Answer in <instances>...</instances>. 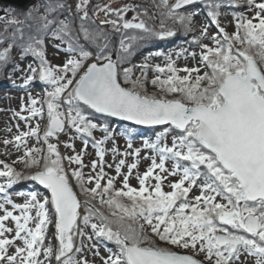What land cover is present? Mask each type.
<instances>
[{"label": "snow or ice", "instance_id": "snow-or-ice-1", "mask_svg": "<svg viewBox=\"0 0 264 264\" xmlns=\"http://www.w3.org/2000/svg\"><path fill=\"white\" fill-rule=\"evenodd\" d=\"M198 3L210 17L193 36L198 52L149 53L139 65L123 66L149 41L192 33L199 12L186 6ZM155 7L158 16L136 3L40 0L23 18L0 16V70L11 64L24 88L49 86L40 99L29 93L30 103L21 105L28 115L14 113L27 130L17 124L13 138L3 140L23 147V155L0 160V264H90L85 249L100 256L101 246L108 252L102 264H264V0H160ZM221 8L250 15L237 11L230 33L221 26ZM157 19L158 27L150 23ZM110 34L120 37L115 59ZM50 43L55 55L64 54L59 64L48 59ZM13 49L33 63L20 68ZM154 55L165 62L149 63ZM181 58L196 64L179 67ZM149 84L156 91L149 93ZM36 117L43 130L31 123ZM109 118L163 129L142 148L132 143L135 129H125L121 150ZM60 134L69 137L64 147L72 154L49 142ZM33 137L42 146H29ZM89 145L95 159L86 165ZM142 159L150 162L143 172ZM16 163L34 171L25 175ZM22 180L49 195L19 193L26 198L15 202L9 190Z\"/></svg>", "mask_w": 264, "mask_h": 264}, {"label": "rangeland", "instance_id": "rangeland-1", "mask_svg": "<svg viewBox=\"0 0 264 264\" xmlns=\"http://www.w3.org/2000/svg\"><path fill=\"white\" fill-rule=\"evenodd\" d=\"M104 4H109L114 8H120L122 7L125 3L123 2V0H105ZM239 12H243L245 15H250V12H248L246 9L244 8H240L238 10ZM221 13L222 15L220 16V22H221V26L224 27L228 32H233L235 30L234 28V16L235 13H233L232 11H230L227 8H221ZM4 14V9L1 7L0 4V15ZM131 15V16H130ZM132 14H129V16L127 18H131ZM104 18V14L101 12L99 14L98 19H103ZM209 19L207 18V16L205 15L204 12H199L198 15L194 16V23H193V32L196 34L195 36H199V31L201 26L203 25H207L209 23ZM217 32V29L215 28V26H211L209 27V33L210 34H215ZM204 43H209L208 40H204ZM183 47L177 45V47H174L172 49H169V53H174L176 51H179L180 49H182ZM55 51V45L54 44H49L48 48H47V55H48V59L50 61H52L55 64H59L62 62L63 60V52H61V54L59 56L54 54ZM189 51H196L198 52L199 49L195 48V49H189ZM158 53V52H156ZM162 53V52H159ZM18 54H19V50L18 49H14L13 50V56L17 57V63L19 64L20 68H26V66L28 64H32L34 58L30 57L28 59H24V60H19L18 59ZM142 56H137L134 58V60H131L129 64H125L123 65L124 67H130L133 64L135 65H139L141 62L144 61V58L146 56H148V53L144 52L142 53ZM165 62V57L164 56H153V58L149 61V63L151 64H156V63H160L163 64ZM185 64H187L188 66H193L194 64H196V61H193L191 58L188 59H178L177 60V65L179 67H183ZM183 74V73H181ZM12 75H14L17 79V82L15 80V84H13L12 81H3L0 83V160H4L7 163H13L14 161H16L20 156L23 155V147H21L20 151H17V148L10 144V145H5L3 144V140L4 139H9L11 140L13 138V136L18 132V129L15 127V125L19 124V130H27V125L25 124L24 121L20 120L18 117H16L14 115V113L16 111H22L21 110V105H28L30 103L29 101V93L32 96L37 97L38 99L44 97L45 95V91L49 88V86L45 85L43 82H33L32 84H30L27 88L21 87L20 85L23 84V80H22V73L20 71H13V69L10 72V75H8V79L10 77H12ZM140 72L138 70H135V76H139ZM154 75V72H149L148 76L149 79ZM147 90L149 91V93H152L154 91H156L150 84L147 86ZM23 98V99H22ZM22 115H28V113L26 111H22ZM45 117H46V106H45ZM15 122H17L16 124H14ZM39 122L41 125V129L43 130L44 128V120L41 119L40 117H36L34 119L31 120V123L33 125H35V123ZM3 123H7V124H12L14 129H12L11 132L7 131V127H5L3 125ZM111 127L117 132L119 139L117 140V144L120 146L121 150L124 149L126 141L128 139V137L124 134L125 131L123 129L122 126L117 125L116 122L111 121ZM152 131H149L147 129V131H144L143 133L140 132V134H138L135 137H132V143L134 145V147H143V143L144 141H152L155 139V135L158 134L160 131H162V128H151ZM72 133H69V136H71ZM95 135L97 136V138H101V134L99 133V131H97L95 133ZM41 136H42V132H41ZM52 143H58L59 144V150L61 151L62 155H70L72 154L71 150L66 149L64 147V144L66 142H69V137L65 136L64 134H60L59 136V141H57L56 137H52L50 138V141ZM29 146H42L40 144H38V142L36 141V139L33 138H29L28 140ZM75 146H76V150L79 151L82 147V143L79 140V138H77L75 141ZM46 147V145H44ZM7 153V154H6ZM95 150L91 147V145H89L88 147V153L85 156V164H89L90 161L92 159H95ZM149 155V152L147 150L142 151L141 156L142 157H146ZM106 159L108 160L109 163L113 162V157L111 156V153L109 152L108 155L106 156ZM132 159V158H129ZM149 161L146 159H142L140 161V171L143 172L144 170H146V168L149 165ZM2 167V166H0ZM14 167H16V169L18 171H20L23 167V164L20 163H16L14 164ZM85 173H87L89 171L88 168L84 169ZM106 171H109L110 174L115 175V173L110 170V169H106ZM4 182V178L0 177V183ZM131 183L133 184V186H136V180L133 179L131 180ZM73 184L75 185V181L73 179ZM36 185V184H35ZM37 186V185H36ZM38 187V186H37ZM75 190L78 192V190L76 189L75 186ZM166 190H168L166 188ZM31 191H35L37 192L40 196H47L49 195L48 193H46L45 191H41L38 188L35 187H30L29 183H26V181L24 182H20L17 183L16 185H14L12 187V189L9 190V195L12 197V199L17 202V203H23L26 196H22L19 195V193H25L27 194L28 192ZM79 194V192H78ZM199 194L198 191H194L192 194H190L189 199L192 198V196ZM80 195V194H79ZM81 196V195H80ZM9 208L11 206H8ZM83 211V209H82ZM2 214V213H0ZM9 225H11V221L7 222ZM86 231H90L89 229H86ZM52 239V232L51 230L49 231V240ZM94 242V241H93ZM53 243H55V241H53ZM88 242L85 241V244H87ZM109 248H113L114 250V246L112 244H108ZM177 251H185L189 254H191L192 250H180L177 249ZM108 254V252L106 251V249L101 246L100 247V256H93L92 253L90 251L87 250V248L85 249L84 255L87 256L88 260L90 261V264H102L100 257L101 256H106ZM197 258L202 259L203 255L200 254L197 256ZM55 264V262H54Z\"/></svg>", "mask_w": 264, "mask_h": 264}, {"label": "trees", "instance_id": "trees-1", "mask_svg": "<svg viewBox=\"0 0 264 264\" xmlns=\"http://www.w3.org/2000/svg\"><path fill=\"white\" fill-rule=\"evenodd\" d=\"M128 1L129 4L131 3H136L141 5L142 7H147L149 10V14H155L156 16L159 15V12L161 11V9H158L157 7H155L156 4L160 3V0H126ZM40 2V0H35L32 5H30L26 10H22V9H18L9 5H1V7L4 9V14H1L0 16H7L9 19L12 17V15H15L17 18H23L22 14L24 12H26L27 10L31 9L33 7V5H37ZM70 2H72V0H70ZM105 2V0H92L93 4H100L101 6H103V3ZM170 2H175V0H170ZM187 10L191 11L193 8L196 9L198 12H204L205 15L207 16V8L204 6L203 3H198L196 5L193 6H186ZM5 9H11L12 12L11 13H7L5 11ZM230 11H232L233 13H236L239 9H234V8H227ZM181 11H185V9H181ZM132 14V16L134 15V13H128ZM131 16V15H130ZM207 18L210 20V17L207 16ZM99 20V19H98ZM97 20V22H98ZM150 23H154L156 27L159 26V20L157 19L156 21L152 22L150 21ZM167 24L171 25L172 21L169 20L167 21ZM106 28V30H109L111 32L110 26H103ZM177 28H179V25L176 26ZM3 29V24L2 22H0V30ZM196 34L194 32L189 33V34H184L183 31H179L177 36L174 38H170L164 41H149L146 44L142 45L140 48L136 49L133 54L129 57V60H134L135 57L137 56H142V53H156V52H162V53H168L169 49H172L174 47H177V45L183 47V48H187L189 49H195L196 47H192V42H193V36H195ZM119 34H110V44L112 45V51H113V55H117L119 53ZM0 50H2V48H0ZM14 50V49H13ZM13 54V53H12ZM30 58V57H28ZM27 58V59H28ZM12 65L9 64L8 67L4 68L3 70H0V83L3 81H13L17 79L14 75H12V77H10L8 79V75H10V72L12 70ZM37 83V82H36ZM110 121H112V119H110ZM116 124L123 127L124 131L125 129H135V132L133 133L132 137L137 136L138 134L143 133L144 131H147V129L145 128H139V127H133L130 126L126 123H121L120 121H116ZM149 131H152V129H149ZM21 172H23L25 175L31 174L34 169H26L23 165L22 169L20 170ZM26 181V183H29L30 187H35L38 188L35 183L31 180H22L19 181L20 182H24ZM76 189L79 192V186L75 185ZM41 190V189H39ZM82 197V193H79ZM159 243H163V242H159ZM111 244V243H109ZM177 250V249H176Z\"/></svg>", "mask_w": 264, "mask_h": 264}, {"label": "water", "instance_id": "water-1", "mask_svg": "<svg viewBox=\"0 0 264 264\" xmlns=\"http://www.w3.org/2000/svg\"><path fill=\"white\" fill-rule=\"evenodd\" d=\"M35 0H0L1 5H9L18 9L26 10ZM116 58V55H113V59ZM113 120H118L117 118H112ZM121 123H126L135 127L139 128H149L147 126L142 125H135L130 121H120ZM163 126H156V128H162ZM35 184L40 187L42 190H44L46 193H48V190H46L42 185H39L38 182L34 181ZM49 194V193H48Z\"/></svg>", "mask_w": 264, "mask_h": 264}, {"label": "bare ground", "instance_id": "bare-ground-1", "mask_svg": "<svg viewBox=\"0 0 264 264\" xmlns=\"http://www.w3.org/2000/svg\"><path fill=\"white\" fill-rule=\"evenodd\" d=\"M17 122H15L14 124H16ZM3 125L5 126V127H7V128H11V129H14V127H13V125L11 124H5V123H3Z\"/></svg>", "mask_w": 264, "mask_h": 264}, {"label": "built area", "instance_id": "built-area-1", "mask_svg": "<svg viewBox=\"0 0 264 264\" xmlns=\"http://www.w3.org/2000/svg\"><path fill=\"white\" fill-rule=\"evenodd\" d=\"M125 3H128V1H125Z\"/></svg>", "mask_w": 264, "mask_h": 264}]
</instances>
